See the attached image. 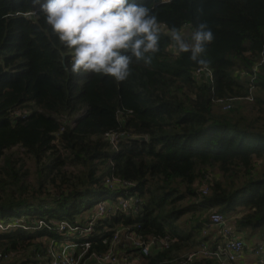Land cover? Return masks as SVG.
Masks as SVG:
<instances>
[{"label":"trees","instance_id":"16d2710c","mask_svg":"<svg viewBox=\"0 0 264 264\" xmlns=\"http://www.w3.org/2000/svg\"><path fill=\"white\" fill-rule=\"evenodd\" d=\"M137 2L163 22L160 49L117 82L65 70L69 53L44 22L39 0H0V175L17 187L0 189V218L83 224L82 213L112 190L105 179L113 173L133 184L116 196L135 193L139 204L100 220L94 240L124 224L146 239H167L141 264H220L197 250L183 252L214 243L205 234L211 214L225 215L235 232L264 236V0ZM201 23L214 36L204 57L212 77L197 73L201 68L166 35L168 27L192 31ZM107 131L126 133L118 149ZM136 135L147 140L129 138ZM14 147L33 158L34 183L5 153ZM210 171L219 175L202 194ZM60 237L46 227L0 232V253L32 264L49 238ZM107 246L94 243L90 254Z\"/></svg>","mask_w":264,"mask_h":264},{"label":"clouds","instance_id":"9594fccd","mask_svg":"<svg viewBox=\"0 0 264 264\" xmlns=\"http://www.w3.org/2000/svg\"><path fill=\"white\" fill-rule=\"evenodd\" d=\"M44 22L69 55L65 70L72 74L95 73L117 82L127 80L131 65L150 64L160 49L162 24L156 12L137 0H39ZM178 54L201 70L208 67L206 46L213 39L204 23L190 37L182 28L166 29Z\"/></svg>","mask_w":264,"mask_h":264},{"label":"built area","instance_id":"2783aa9c","mask_svg":"<svg viewBox=\"0 0 264 264\" xmlns=\"http://www.w3.org/2000/svg\"><path fill=\"white\" fill-rule=\"evenodd\" d=\"M262 62V60L260 61ZM259 62V63H260ZM257 65L254 67V72ZM205 71L212 77L211 70L198 69L197 73ZM230 107L227 105L225 108ZM126 136L123 131H107L104 134L115 149H118L119 142ZM105 186L112 191L119 193L121 189L132 187L131 182L122 180L113 173L105 179ZM199 190L202 194L209 192L208 184L205 181L200 184ZM139 197L137 194H120L113 198L102 199L94 206L87 215L83 224L72 223L67 219L52 220L46 223L43 220H36L30 226L25 216L11 217L8 220L0 221V232L10 231L16 228L31 229L46 227L61 235L60 239L49 238L45 249L37 251L32 264H138L141 257L148 256L154 246L167 247V239L150 238L146 239L140 235L136 228L124 224H118L112 228L108 236L92 238L95 234L96 224L100 220L115 216L118 212L130 214L137 210ZM228 218L221 213H213L210 216L209 226L217 227L216 241L213 244L204 243L197 251V254L204 257H217L220 264H236L243 260L246 252V245L243 236L237 234L229 226ZM64 242L63 247H58ZM103 243L107 249L102 252L90 251L94 243ZM252 254L256 256L259 264H264V243L253 247ZM192 254L189 259L193 257ZM14 253H0V264H13Z\"/></svg>","mask_w":264,"mask_h":264},{"label":"rangeland","instance_id":"374dc122","mask_svg":"<svg viewBox=\"0 0 264 264\" xmlns=\"http://www.w3.org/2000/svg\"><path fill=\"white\" fill-rule=\"evenodd\" d=\"M183 31H184L185 35H191V32H192L189 28H186ZM5 153L8 154V155L12 154L13 158L17 159V161H19V162H17L18 163V167L23 166V170H25V172H27L26 181L34 183L35 182L34 180H35V168H36V166H35V162H34L33 158L28 156V155H26L25 153H23V150L21 148H18V147L11 148L10 150H7ZM3 159L4 158L0 159V166L4 165V163H5ZM20 159H21V161H20ZM65 168L69 169L68 166H66ZM216 174L219 175V173H216L215 171H212V172L210 171V175L208 174L209 176L207 177V180L205 181V183L209 184L211 182V180H212V176H215ZM0 177L2 179L6 180V183L0 185V189L1 188L3 189L5 187L4 191L6 190L7 193H11L12 191H15V193H17V191H16L17 187L9 183V178H6L5 174L1 173ZM115 195H116V192L111 190V191H108L102 198L103 199H109V198H113ZM16 196H17V194H16ZM92 209H94V205L91 207V210ZM89 212H90V210H85L82 214L83 215H87ZM2 220L5 221V220H8V219L0 218V221H2ZM228 221H229V223H228L229 226L232 227L233 223L230 222L229 219H228ZM206 231L207 232L205 234L206 235H210V239H211V237L213 239V236L216 235L217 232H218L217 231V227H213V226L206 227ZM241 232H242L243 235L240 234V233L239 234L242 235V236H247L248 235L247 237H245V239H247V241L251 240V243L254 240V239H251V238H253V237L254 238H258V236L261 239V241L264 242V236L262 238V235H261L259 230H257L256 232L253 233V232H250L249 229H245V230H243ZM236 233H238V231H236ZM208 244H213V243H208ZM197 245H198V243L197 244L193 243V244L190 245L189 249L187 248V250H184L183 252L184 253H188L187 252L188 250L190 252L191 251H195V250L198 249ZM63 246H64V242H61L58 245V247H63ZM250 249L253 251V248L250 247ZM184 255H186V254H184ZM256 261H257L256 256H254L251 253L250 258L248 256V260L246 259V260L242 261V264H256L255 263ZM139 263H140V261L138 262V264ZM236 264H241V263H236Z\"/></svg>","mask_w":264,"mask_h":264},{"label":"crops","instance_id":"0c3cea01","mask_svg":"<svg viewBox=\"0 0 264 264\" xmlns=\"http://www.w3.org/2000/svg\"><path fill=\"white\" fill-rule=\"evenodd\" d=\"M230 222H232V221H230ZM234 229H235V226L233 225L232 226ZM242 234V232L240 231V232H238L237 234ZM243 235V234H242ZM241 236V235H240ZM248 236V235H247ZM247 236H243L244 237V241H245V245H246V252H245V254H244V258H243V260L242 261H244V260H248V256H249V258H250V255H251V249H250V247L251 248H253L255 245H257V244H259V243H264L263 241H261V239L259 238V236H258V238H251V239H254L253 240V242L251 243V240H249V241H247V239H245V237H247ZM242 237V236H241ZM213 241H216V236L214 235L213 236V239H212ZM242 261L241 262H239V263H241L242 264ZM256 264H259L258 263V259H257V261L255 262ZM139 264H141V263H139Z\"/></svg>","mask_w":264,"mask_h":264},{"label":"water","instance_id":"95a60500","mask_svg":"<svg viewBox=\"0 0 264 264\" xmlns=\"http://www.w3.org/2000/svg\"><path fill=\"white\" fill-rule=\"evenodd\" d=\"M132 140H138V141H146L147 136L146 135H136V136H129Z\"/></svg>","mask_w":264,"mask_h":264}]
</instances>
